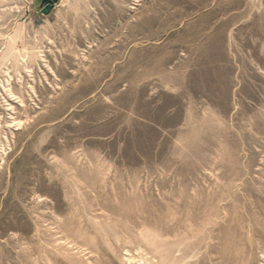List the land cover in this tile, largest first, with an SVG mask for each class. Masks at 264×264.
I'll return each instance as SVG.
<instances>
[{"label":"rangeland","instance_id":"374dc122","mask_svg":"<svg viewBox=\"0 0 264 264\" xmlns=\"http://www.w3.org/2000/svg\"><path fill=\"white\" fill-rule=\"evenodd\" d=\"M0 264H264V0H0Z\"/></svg>","mask_w":264,"mask_h":264},{"label":"water","instance_id":"95a60500","mask_svg":"<svg viewBox=\"0 0 264 264\" xmlns=\"http://www.w3.org/2000/svg\"><path fill=\"white\" fill-rule=\"evenodd\" d=\"M52 9H53V6H52V5H48V6L43 10V13H44L45 15H48V14L51 12Z\"/></svg>","mask_w":264,"mask_h":264}]
</instances>
